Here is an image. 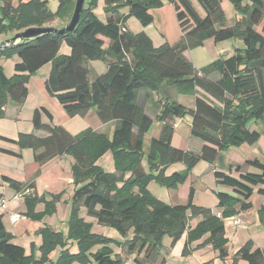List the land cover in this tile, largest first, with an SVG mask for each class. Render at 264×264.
<instances>
[{"label": "trees", "instance_id": "16d2710c", "mask_svg": "<svg viewBox=\"0 0 264 264\" xmlns=\"http://www.w3.org/2000/svg\"><path fill=\"white\" fill-rule=\"evenodd\" d=\"M16 1L17 5L14 4ZM77 0H59L55 12L48 0H0V37L14 36L31 27L52 25L56 20L69 24ZM173 5L181 29V39L155 47L145 32L132 33L127 27L131 17L143 27L154 22L151 10L164 7L162 0H104L106 21L94 12L99 0H86L80 21L73 32L64 36L45 35L27 43L0 49V61L17 54L15 74L8 78L0 64V119L8 103L23 105L29 95L30 79L44 66L51 64L45 82L46 91L54 97L69 117L85 118L96 110L99 121L114 124L112 136L88 128L72 136L63 127L44 124L42 115L53 122L46 109L36 110L32 133H20L16 140L0 136V140L16 145L19 150L31 149L34 161L42 166L56 157H72L71 174L75 190L71 198L68 233L64 235L45 225L38 234L42 238L40 257L15 245L14 235L7 231L4 216L0 215V264H125L114 253L112 243L126 255H135L136 264H166L160 260L164 239H171L170 248L187 235L182 257L193 253L191 244L207 237L198 248L211 245L221 261L237 264H264V250H254L248 241L235 254L228 251L225 219L252 209L248 200L257 187L264 195V158L246 164L258 173H242L240 166L229 172L215 171L218 185L228 187L236 195L218 192L221 217L211 209L194 204L191 187L185 205H167L149 190L151 182L177 190L200 162L213 166L220 154L243 145H257L262 134L251 126L264 121V0H227L240 15L233 25L227 24L223 0H167ZM129 7L120 15L121 7ZM220 43L229 40L243 42L233 56L217 59L198 69L185 53L202 47L206 41ZM105 40L108 47H105ZM70 55L60 54L63 43ZM107 64V71L90 80L92 62ZM195 99L193 109L173 100L171 90ZM147 104L156 107L154 118L148 115ZM189 116L191 136L203 143L200 152L173 146L174 120ZM161 124L160 134L153 138L147 154L146 171L143 160L146 136L154 123ZM37 133L41 135L37 136ZM112 154L114 171H106L98 162ZM0 153L21 157L0 149ZM181 163L185 169L168 176L169 167ZM238 173L239 177H234ZM10 188L20 193L33 188L4 177ZM63 193L25 197V217L43 222L56 213ZM44 205L41 212L37 207ZM96 220L98 226L116 230L124 241H114L93 232V223L81 216ZM202 220L192 228L190 221ZM264 223V206L259 210ZM77 245V252L71 248ZM97 245L101 247L92 252ZM61 249L53 262L50 255Z\"/></svg>", "mask_w": 264, "mask_h": 264}, {"label": "rangeland", "instance_id": "374dc122", "mask_svg": "<svg viewBox=\"0 0 264 264\" xmlns=\"http://www.w3.org/2000/svg\"><path fill=\"white\" fill-rule=\"evenodd\" d=\"M27 1H29V0H25V2H27ZM162 1L164 3V7L151 10V14L154 17V22L150 26L143 27L139 23V21L134 17H131L127 22L128 28L130 29V31L132 33L136 34L139 32H145L152 37L154 44L158 45V46L163 42H168L170 44L177 43V41H179V37L181 35V29L179 27V23L177 21L176 13H175V9H174L173 5L169 4L167 0H162ZM192 1H193L194 5L200 10V7H199V5H197V3H195V0H192ZM49 2H50V6H49L50 10L56 11L57 7H58V0H49ZM14 4L17 5L16 1H14ZM229 6H230V9L227 10L226 18H227V24L231 25L232 23H234V19H235L234 15L237 12L230 3H229ZM120 11L124 14H128L129 13V7L128 6L121 7ZM94 12L98 17L103 18V16L105 15L104 0L99 1V4L95 8ZM63 24H64V22L56 20L54 23H52V25H49V26L59 28ZM263 24H264V21L258 27L259 29H256L258 32L262 29ZM11 37H13V36L0 37V41L7 40ZM228 42H234L237 44L239 42V44L241 45L239 47H243V42H241L239 40H229V41H224V42H220V43H215L211 39L210 41H208L206 43L204 48L199 47V48L194 49L193 51L192 50L188 51V56L190 58L194 59V64L196 65V67H202V65H206V63H210V61L218 59V57H220V56H218L219 50H221L223 48L224 44H228ZM105 44L107 46L108 41H105ZM61 49L63 51H66L70 48L64 42L62 44ZM18 61H19V58H18L17 54L13 55L12 57H10L8 59H2L4 69H5V73H6V76L8 78L12 77L15 74L14 67H15V64L18 63ZM91 64L93 65V67L89 66V68L91 69L90 80H93V78L95 77L94 76L95 73L93 71L94 68L95 69H99V68L102 69L104 64L103 63H93V62ZM49 66L51 69V64H49ZM43 68L41 70H39L32 78H36L38 80H43L44 86H45V82L48 79L51 70L46 72L45 71L46 69H43ZM46 73H47V76H45L46 78L42 77L43 74H46ZM171 92H172L171 95L173 96V100L178 102L179 104H182L186 107H189L193 104V98L192 97L179 95L173 89L171 90ZM49 96L52 97L50 94H49ZM52 98H54V97H52ZM56 102H57V100H56ZM154 111H157L156 107L152 106L150 108V111L147 113L150 116H154L155 115ZM66 116H68V115L66 114ZM68 118L70 120L74 121L73 124H75L76 126H73V128L75 129V131H76V127L78 125L80 127H83L82 129L92 128L94 131L105 133L107 135H109L108 133L111 131L110 126L106 127L105 130L100 129V126H102V123L99 121L95 109L90 112V115L87 119H84L81 116H75V117H69L68 116ZM189 119H190V117L187 116V118L185 120H183V122L182 121L178 122L177 120H174L173 123H174L175 131H176V135H174V138H173V146H175L177 148L178 147L179 148L180 147H187V149H190V151L198 153L200 151V148H201V143L194 140V139H191V137H190L191 136L190 135V124L188 123ZM82 120L84 121L83 124L81 123ZM160 129H161V124L159 122L154 123L152 130L146 136V139H145V144H144L145 157L143 160V165L146 167L147 171H148V167H147L146 161H147V154H148L149 149H150V143H151L153 138L158 137L157 135H158ZM251 129L257 130L258 132H260L262 134V137L259 141V144L254 145V146L243 145L240 148H231L227 153H225L227 158H230L233 161H241V159H245V157H255V156L258 157V159H260V160L263 159V157H264V121L259 122L257 124H253L251 126ZM79 133H81V132H79ZM30 152H33V151L30 149ZM108 156H109L108 157L109 159H107L105 157V159H103L99 162V165H101L106 171L113 172L114 171V162H113L112 154L109 152ZM27 163L28 162H26V164ZM208 165L209 164L206 162H200V164L195 168V171L194 172L192 171L193 173L192 172L190 173L192 179L189 180L188 182L186 181L185 183L179 185L177 190L167 189L166 187H163L156 182L150 183L149 190L156 198H158L160 201L164 202L167 205H171V206L185 205L188 201L190 189H191L192 184H193L191 182H192V180H195V176L198 175L201 178L200 179V185L198 183L196 186H194L197 189V191L194 190V200L193 201H194L195 205H197V206H201V207L208 208V209H210V208L213 209L215 215H218L219 209L216 208V205H215L217 203V201H216L217 199L214 197V195H211L208 192L206 193L201 189V187L204 185V186L209 187L210 192H212L211 188L214 186V182H215L214 179L215 178L213 177V174H208V172H207L208 171L207 170ZM21 166L22 165L20 163L13 162V163L8 164L7 166H4V168L6 167V169L8 170V172H6L8 176H10L14 179H17L16 177L20 176L19 171L22 168ZM169 168H168V171L166 173L168 176L172 175L174 173L175 169H182L181 171H183V169H185L184 165L181 163L175 164V166L171 167L170 169ZM259 188L260 187H257L255 189L254 194L248 200V202L252 203V205H253L252 209L248 212H241V214L238 216L239 219L243 222L242 225L240 227L235 226L233 224V221L231 218L226 220V222H225L227 236L230 239L229 244H228V251L231 254H235L240 249V247L246 243V242H243L244 235L240 234L242 229L245 230L244 231V232H246L245 234L250 232V236L252 235L251 238H249V240L254 238V241L256 242V244L261 245L264 248V226L261 224V222H259V221L257 222V220H260L259 219V210L262 206H264V195H260L257 192ZM220 191H223V189H221ZM4 195H5V198L7 200H9L11 209L17 208L16 210H18V211L25 209L24 198L21 197V198H19L20 200H16V198H14V192L12 189H6V192L4 193ZM18 195H20V194H18ZM232 195L236 196L235 194H232ZM70 211H71V205H69V207H66L64 204H62V205L60 204L58 215L54 214L52 216H47L43 220V222L45 223V225H48L51 228H54V230H56L58 232L64 231L62 233L67 235ZM81 214L85 217H88L86 215L85 209H81ZM66 215H67V220H65ZM88 219L92 220L93 218L88 217ZM4 223L9 230L14 231L16 229V226L13 227L10 225L8 217H6V216L4 217ZM190 223H191V226H192V224H194L193 221ZM93 232L97 233L99 235H104L108 238L113 239L114 241H119V242L124 241V238L116 230H114L112 228L96 226V228H95V230H93ZM22 240L25 241L24 238H22V239L16 238L12 242L15 245L20 246V245L24 244V242ZM169 242H170L169 237H166L164 239V245L168 246ZM100 247H101V245L95 246L93 248L92 252H96ZM39 248H38V251H39ZM112 248L116 251L119 250V247L117 246L116 243H112ZM77 249H78L77 245L74 244L71 251L73 253H76ZM163 249H164V247H163ZM54 252L55 253H53L51 255V258L53 260H57V258L60 255V253H59L60 251L55 250ZM30 253H31V244H30V252L29 253L27 252V255H30ZM212 253L217 254L216 252H213V251H212ZM212 253L207 254V257L210 256V260L213 259L212 255H211ZM122 254L124 255L125 258H126V256H128L124 252ZM216 259L218 260L217 264L232 263V260L224 262V261H221L219 258H216ZM159 261H161V260H159ZM183 261H185V258L181 259V257H180V259L173 260L171 262V264H182ZM74 264H79V263H74ZM92 264H95V263H92ZM129 264H136V263L132 259L131 263H129ZM239 264H248V263L244 260H241V262Z\"/></svg>", "mask_w": 264, "mask_h": 264}, {"label": "crops", "instance_id": "0c3cea01", "mask_svg": "<svg viewBox=\"0 0 264 264\" xmlns=\"http://www.w3.org/2000/svg\"><path fill=\"white\" fill-rule=\"evenodd\" d=\"M48 4L50 6L49 0H48ZM98 4H99V2H98ZM58 6H59V0H58ZM222 7H223V10L225 11V15L227 16V10L230 9L229 2L227 0H223ZM53 12H55V11H53ZM119 13H120V15H127V14L122 13L121 11H119ZM234 18H235L234 19V23H235V21L238 18H240V15L238 13H236L234 15ZM100 19L102 21H106V16L104 15L103 18H100ZM231 25H233V23ZM127 27H128V24H127ZM258 27L256 29H259ZM129 31H130V29H129ZM181 36H182V33L179 37V40L181 39ZM149 37L152 39V37L150 35H149ZM152 41H153V39H152ZM208 41H210V40H208ZM208 41H206L205 44L202 46L203 48L205 47V45ZM153 43H154V41H153ZM164 43H166V42L161 43L159 46L163 45ZM154 46L159 47L158 45H155V44H154ZM239 46H241L239 44V42H238V44L234 43V42H228V44H224L223 48L221 50H219L218 56H220V57H218V59H227V58L233 56L235 53V50L237 48H240ZM105 47H108V44H107V46L105 44ZM70 53H71V49H68L66 51H63L62 49H60V54H62V55H70ZM185 56L194 64V59H192L188 56V52L185 53ZM213 61H215V60H213ZM213 61H210V63H212ZM93 63H103V62L96 61ZM210 63H206V65H202V67H196L195 64H194V66L198 69H201V68L209 65ZM0 64L4 68L2 60L0 61ZM103 64H104V66H103V68L101 67L102 69H100V68L95 69L94 68V70H93L95 73L94 76L103 74L107 71V67H108L107 64H105V63H103ZM90 66L93 67L92 64H90ZM43 69H46L45 70L46 72L51 70L49 64L44 66ZM4 72H5V69H4ZM45 76H47V73L43 74L42 77L46 78ZM28 89H29V95L26 99V102L23 105H16L13 103H8V105L6 106L5 116H4V118L0 119V136L1 137L8 138L11 140H16L20 133H32L34 131L33 123H32L34 113L36 110H41L42 108L48 110L53 115V122H50V120L48 119V117L46 115H42V122L44 124H51V125L53 124V125L61 126L68 133H70L72 136H76L79 132L86 130V129H82L83 127H80L78 125L76 127V131H75V129L73 128V126H76L75 124H73L74 121L70 120L68 118V116H66L62 106H60L54 98L49 96V94L47 93V91L45 89L43 80L31 78L30 82L28 84ZM194 105H195V99L193 98V104L191 106H189L188 108L193 109ZM146 110H147V112L150 111V105L149 104H147ZM89 115H90V113L84 119H87L89 117ZM154 116H152V118H154ZM186 118L187 117H185L183 119L177 118L175 120H177L178 122H180V121L183 122V120H185ZM191 122H192V120L190 118L189 122H188L190 124V128H191ZM81 123L83 124L84 121L82 120ZM108 126L111 127V131L108 133L109 136L111 137L113 134V131H114V124L113 123H110L107 125L102 124V126H100V129L105 130L106 127H108ZM160 130H159V133L157 136H159ZM95 132L101 133L98 131H95ZM37 135H41V134L37 133ZM175 135H176V131H175ZM190 135H191V133H190ZM190 137H191V139H194V140L201 143V148H200V151H201V149L203 147V143L201 141L193 138L192 136H190ZM0 149L8 150V151H11V152H14V153L21 155V157H14V156H10V155L0 153V198H5L4 193L6 192V189H12L8 186V184H6L3 181V178L8 177V178L14 179V178L7 175L6 172H8V170L6 169V167L4 168V166H7L8 164L15 162V163H20L22 165L21 166L22 168L19 171L20 176L16 177L17 179H14V180L21 182V183H24V184H32L33 185V188H31L30 190H26V191H23L20 193H18L12 189L14 192V198H16V200H20L19 198L22 197V198H24V203H25V197L28 196L29 194H37L38 196H45L47 200H50L51 195H58V194L63 193L64 195L62 197V200L56 206L57 211L55 214H57V215L59 213V205L60 204L61 205L64 204L66 207H69V205H71V198H72L74 190H75V186H74L72 174H71V166L73 164L72 157H70L68 155L56 157L55 159L51 160L50 162L46 163L45 165L40 166L34 161V152H30V149L19 150V148L16 145L1 141V140H0ZM180 149L190 150V149H187V147H180ZM105 157L107 159H109L108 153L101 160L105 159ZM256 158H258V157H256V156L255 157H245V159H241V161H233L232 159L227 158L226 154H220L217 161L215 162V164L213 166H211V165L207 166L208 167L207 172H208V174H213V177H214L215 171L229 172L230 167L233 165L234 166L236 165V166H240L242 168V173H249V172L250 173H258V171L256 169H254L250 166H247V164H246L248 161L254 160ZM26 162H28V163L26 164ZM99 162H98V164H99ZM173 166H175V165H172L171 167H173ZM145 169H146V167H145ZM181 170L182 169H175L174 173H176L178 171L180 172ZM146 171H147V169H146ZM194 171H195V169L193 170V172ZM233 176L239 177V174L233 173ZM191 179H192L191 175H189L187 182ZM200 179H201L200 176L197 175V176H195V180H192V182H191V183H193L192 188L195 191H197V189L194 186H196L198 183L200 185ZM214 181H215V179H214ZM201 189L206 193L208 192L211 195H214L215 198H216V193H218V192H225V193H229L231 195L234 194L231 189H229L228 187L218 185L216 183V181L214 182V186L211 188L212 192H210L209 187L204 186V185L201 187ZM221 189H223V191H220ZM18 194H20V195H18ZM216 201H217V203L215 202L216 208L219 209V212H218L219 214L216 216L221 217L222 209H220L218 207V200H216ZM16 209L17 208L11 209L9 206L10 212L21 213V214H25V212H26V208L24 210H19V211ZM43 209H44V205H39L36 210H37V212H41V211H43ZM211 210H212L213 214H215L213 209H211ZM250 210H248V211H250ZM248 211H246V212H248ZM239 215L231 218L233 221V224H234L235 219H239V217H238ZM3 216L8 217V220H9V223L11 226H13V227L16 226V229L13 231V230H9L4 223L7 230L10 231V233H12L14 235L15 239L16 238H20V239L24 238L25 241L22 240L24 242V244L20 245V246L25 249L26 253L27 252L29 253L30 252V244H33L35 246L34 255L36 258H39L40 252L38 251V248L40 247V245L42 243V239H41V236L38 234V232L41 228H43L45 226V223L32 221L31 219L25 217V219L20 221L18 224L13 225L12 222L10 221L9 214H4ZM81 216L84 217L86 221L92 222L93 223V230H95L96 226H98L96 223V220L95 219L90 220V219H88V217H85L82 214H81ZM65 220H67V215L65 216ZM201 220H202L201 217L192 219L190 222L193 221L194 224H192L191 227L194 228ZM226 220H228V219H225L224 223L226 222ZM258 221L260 222V220H257V222ZM261 224L264 226L263 222H261ZM190 225H191V223H190ZM225 229H226V226H225ZM244 231L245 230L242 229L240 232L241 235H244L243 242L247 243L248 241H252L254 243V250L257 248L264 250V248L261 245L256 244V242L254 241V238L249 240V238H251V236H252V235L250 236V232L245 234L246 232H244ZM62 232H64V231H62ZM226 237L228 238L227 231H226ZM206 238L207 237H205L201 241H198V242L191 244V248L193 249V253L189 257H182V251H183V248H184L186 241H187V235L186 234L176 244V246L174 248H170L171 239L169 238L170 239L169 245L168 246L164 245V249H162V251H161L160 260L165 259L166 264H171V262L173 260L180 259V257H181V259L185 258V261H183L182 264H213V263L217 264L218 260L216 258H218V255L212 253V251L213 252H215V251L213 250L211 245H207L203 248H200V247L198 248V246ZM228 240L230 241L229 238H228ZM58 250L61 252V249L58 248ZM58 250H56V251H58ZM53 253H55V252H53ZM114 253L116 255L120 256L121 258H123L125 260V264L131 263V260L132 259L134 260V258H135V255L126 256V258H125L124 255L122 254L123 252L121 249H119L117 251L114 250ZM208 253H212L211 254L213 257L212 260H210V256L207 257ZM51 255H50V259L53 262H55L56 260H53L51 258ZM240 262H241V260H239L238 264ZM228 264H231V263H228Z\"/></svg>", "mask_w": 264, "mask_h": 264}, {"label": "water", "instance_id": "95a60500", "mask_svg": "<svg viewBox=\"0 0 264 264\" xmlns=\"http://www.w3.org/2000/svg\"><path fill=\"white\" fill-rule=\"evenodd\" d=\"M86 0H77L71 21L63 28L44 26L31 27L15 34L13 37L0 41V49L10 48L19 44L27 43L45 35L64 36L74 31L78 25Z\"/></svg>", "mask_w": 264, "mask_h": 264}, {"label": "built area", "instance_id": "2783aa9c", "mask_svg": "<svg viewBox=\"0 0 264 264\" xmlns=\"http://www.w3.org/2000/svg\"><path fill=\"white\" fill-rule=\"evenodd\" d=\"M10 202L5 198H0V215L9 214L10 221L13 225L18 224L25 219V216L21 213H14L9 211ZM234 225L240 227L242 225L241 220L235 219Z\"/></svg>", "mask_w": 264, "mask_h": 264}]
</instances>
